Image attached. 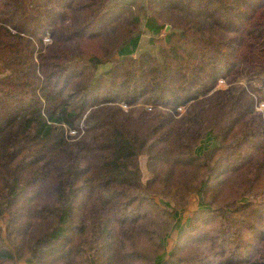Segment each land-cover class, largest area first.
Returning <instances> with one entry per match:
<instances>
[{"label":"trees","instance_id":"16d2710c","mask_svg":"<svg viewBox=\"0 0 264 264\" xmlns=\"http://www.w3.org/2000/svg\"><path fill=\"white\" fill-rule=\"evenodd\" d=\"M112 1L0 0V264H155L196 194L160 264H264V0H147L117 58Z\"/></svg>","mask_w":264,"mask_h":264},{"label":"rangeland","instance_id":"374dc122","mask_svg":"<svg viewBox=\"0 0 264 264\" xmlns=\"http://www.w3.org/2000/svg\"><path fill=\"white\" fill-rule=\"evenodd\" d=\"M130 1H137L143 2V13L141 15V33L133 38L129 44L124 46L119 53H117L114 57L117 58L122 55H131L136 57L141 52H149L152 55L158 56L159 47L163 44V35L164 33L157 34L150 30L148 25L146 24V5L147 0H113L112 2H130ZM169 26L170 30V25ZM166 28V27H165ZM168 30V31H169ZM167 31H165L166 33ZM44 41H47V37H45ZM110 67L109 64L101 65L98 68V72H102L107 70ZM218 85L222 87L224 83L222 80L219 81ZM263 105L261 104L259 108H262ZM215 145V141L212 138H207L201 142V144L196 148L197 155H203L206 153L211 147ZM143 162V159H142ZM200 195L196 194L193 195L190 199V202L186 208V210L175 213L176 223L173 225V228L169 234L164 238L163 245H164V252L163 254L156 260L155 264H160V262L165 259H168L170 252L177 244L179 240L180 233L185 226L190 225V218L191 215L195 210L200 208Z\"/></svg>","mask_w":264,"mask_h":264},{"label":"water","instance_id":"95a60500","mask_svg":"<svg viewBox=\"0 0 264 264\" xmlns=\"http://www.w3.org/2000/svg\"><path fill=\"white\" fill-rule=\"evenodd\" d=\"M168 30H169V26H166V28H165V31H167V32H168Z\"/></svg>","mask_w":264,"mask_h":264},{"label":"crops","instance_id":"0c3cea01","mask_svg":"<svg viewBox=\"0 0 264 264\" xmlns=\"http://www.w3.org/2000/svg\"><path fill=\"white\" fill-rule=\"evenodd\" d=\"M126 55V54H125Z\"/></svg>","mask_w":264,"mask_h":264}]
</instances>
